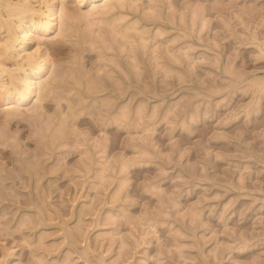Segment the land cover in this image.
I'll use <instances>...</instances> for the list:
<instances>
[{
	"label": "clouds",
	"instance_id": "obj_1",
	"mask_svg": "<svg viewBox=\"0 0 264 264\" xmlns=\"http://www.w3.org/2000/svg\"><path fill=\"white\" fill-rule=\"evenodd\" d=\"M0 264H264V0H0Z\"/></svg>",
	"mask_w": 264,
	"mask_h": 264
}]
</instances>
